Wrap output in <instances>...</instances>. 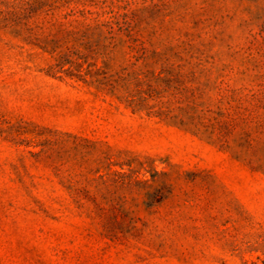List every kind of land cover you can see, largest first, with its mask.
<instances>
[{"label": "rangeland", "instance_id": "rangeland-1", "mask_svg": "<svg viewBox=\"0 0 264 264\" xmlns=\"http://www.w3.org/2000/svg\"><path fill=\"white\" fill-rule=\"evenodd\" d=\"M0 264H264V0H0Z\"/></svg>", "mask_w": 264, "mask_h": 264}]
</instances>
